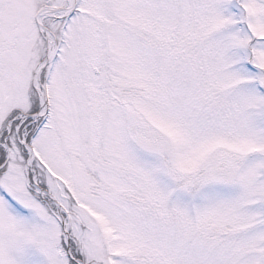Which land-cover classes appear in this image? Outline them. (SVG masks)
<instances>
[{
    "label": "snow or ice",
    "instance_id": "obj_1",
    "mask_svg": "<svg viewBox=\"0 0 264 264\" xmlns=\"http://www.w3.org/2000/svg\"><path fill=\"white\" fill-rule=\"evenodd\" d=\"M0 264H264V0H0Z\"/></svg>",
    "mask_w": 264,
    "mask_h": 264
}]
</instances>
